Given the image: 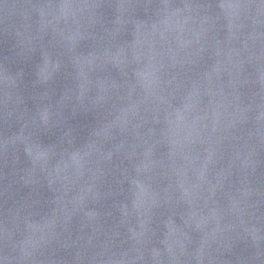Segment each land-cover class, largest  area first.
Returning <instances> with one entry per match:
<instances>
[{"label": "water", "instance_id": "water-1", "mask_svg": "<svg viewBox=\"0 0 264 264\" xmlns=\"http://www.w3.org/2000/svg\"><path fill=\"white\" fill-rule=\"evenodd\" d=\"M79 264H264V0H184Z\"/></svg>", "mask_w": 264, "mask_h": 264}]
</instances>
